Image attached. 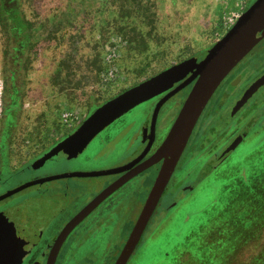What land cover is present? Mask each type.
<instances>
[{"label":"rangeland","instance_id":"374dc122","mask_svg":"<svg viewBox=\"0 0 264 264\" xmlns=\"http://www.w3.org/2000/svg\"><path fill=\"white\" fill-rule=\"evenodd\" d=\"M4 1L28 21L31 49L24 65L14 71L6 53L9 41L0 26V144L8 140L11 151L5 158L0 156V191L20 186L51 169L52 172L98 171L114 164L112 161L116 160L98 156L101 142L95 138L72 162L56 158L41 169H35L34 165L32 169H25L26 166L16 169L30 159L36 145H43L52 140L51 135L62 132L58 125L62 110H72L80 119L87 118L110 97L181 60L193 55L206 56L227 18L234 12L245 11L255 0ZM258 48L247 54L225 80L240 70L244 77L239 87L218 88L202 113L171 185L129 264H249L264 250V227H255L253 235L241 239L237 252L233 249V239L242 235L238 232L232 239L221 242L220 247L214 245L212 249L215 247L217 252L203 247L219 232V225L205 227L221 189L223 180L219 173L225 165L250 156L262 145L260 141L264 142V89L237 115H231V106L246 90L244 87L264 69V57L255 58L253 54ZM247 63L250 65L243 68ZM183 97L180 93L162 106L157 123L165 132L177 118ZM157 102L153 98L145 101L123 117L141 126L152 118ZM249 118L254 119L255 125L225 159L218 161L223 148L246 127ZM195 143V151L189 153L190 145ZM124 157L121 152L117 160ZM198 161L201 168L192 170L193 163ZM50 165L53 168L45 170ZM158 172L151 168L135 178L132 199L122 201L128 212L134 207L131 216L122 219L124 230L139 216ZM99 178L110 177H65L48 181L45 186L65 187L63 193L70 204L78 197L75 184ZM20 196L23 191L14 198ZM232 231L234 228L226 234ZM122 234L117 238L121 243L127 236L126 231ZM104 239L99 237L97 241L103 243ZM110 244L113 250L111 240Z\"/></svg>","mask_w":264,"mask_h":264},{"label":"water","instance_id":"95a60500","mask_svg":"<svg viewBox=\"0 0 264 264\" xmlns=\"http://www.w3.org/2000/svg\"><path fill=\"white\" fill-rule=\"evenodd\" d=\"M264 38V0H255L238 18L228 32L218 40L206 56L197 61L193 56L185 61L174 64L158 74L126 89L115 97L98 106L82 124L50 152L38 161H45L60 149H71L72 152L84 149L98 133L113 123L116 119L128 113L137 105L148 101L171 89L177 81L189 71L180 75L183 68L192 62L195 76L186 83L197 80L184 102L177 118L171 126L165 140L159 148L145 161L143 166L135 167L130 174L136 175L144 169L162 161L157 177L145 200L137 221L115 264H126L130 256L142 240V236L156 210L163 193L172 178L184 150L191 138L194 128L220 83L232 69ZM264 83V74L259 77L242 96L235 102L231 115L234 116L257 92L259 85ZM185 84H181L165 95L155 106L152 115V131L162 105ZM250 121L243 128L229 147L222 153V159L244 138L253 125ZM152 139L150 138V142ZM148 149V147H147ZM147 149L139 160L145 155ZM36 161L35 163H37ZM136 163V162H135ZM134 164V163H133ZM125 168H112L98 171H76L53 175L42 180L30 181L0 195V200L21 191L31 185L58 178L72 176H100L118 173ZM128 174V176L130 175ZM128 178H120L100 192L74 219L77 221L85 216L96 204L110 195L115 189L126 182ZM44 217L37 214L33 205L22 203L14 208L0 213V227H3L0 240V264H16L36 242ZM73 223V222H72Z\"/></svg>","mask_w":264,"mask_h":264},{"label":"flooded vegetation","instance_id":"af4514ba","mask_svg":"<svg viewBox=\"0 0 264 264\" xmlns=\"http://www.w3.org/2000/svg\"><path fill=\"white\" fill-rule=\"evenodd\" d=\"M257 48H258V51H256V53H253L255 58H261V57L263 58L264 57V38L249 53L253 52ZM193 56H197L198 62L201 61L205 57V56L200 57L199 55H193ZM191 57H187L181 60L180 62L185 61ZM192 65L193 64L191 62V63H188L183 68L180 75L186 74L185 72L187 70L188 71L190 70V71L182 79L174 83V85L170 87L171 89L154 97L153 99L159 102L165 95H167L174 88H177L181 84H185V82H188L190 79H192L195 76V72H194L195 69H191ZM249 65L250 63H247L243 68H247ZM236 67H234L231 72H233ZM262 68H264V64ZM231 72L229 74H231ZM229 74L227 76H229ZM263 74H264V69H261V71L254 78H252L244 88L246 89L249 88ZM227 76L220 83L217 89L218 88H231V86L233 88H238L240 82L242 81L244 77V75L242 74V72H240V70L231 79H228L227 81H225L227 79ZM196 80H197V77L193 79L190 83H186L183 87H181L179 91H177L169 99L182 93L184 95L183 97L184 100L182 102V106H183ZM257 88H259L257 92L261 89H264V83L259 85ZM214 94L212 95L211 99H213V96H215ZM3 97H5V94L3 95ZM179 98H182V96L181 97L179 96ZM251 98L249 100H251ZM211 99L209 100V102H211ZM220 103L221 101L218 100L217 106H220ZM207 105L204 111L207 109ZM231 108L233 107L231 106ZM242 108L235 115H237L242 110ZM123 116L116 119L113 123H111L106 128H104L100 133L96 135L95 138H98L101 142V145L99 148V155L98 153L97 155L100 157H103L104 159L106 157L107 158L110 157V159L116 160V161L111 160L112 162H114V164L109 166L107 169L123 167L125 168V170L118 172V173L100 175V176H75V177L109 176L110 178L109 180L99 178L96 180H92L91 182L89 181V182H86L80 185L75 184L74 190L78 194V197L74 202H71L70 204L66 202V198H67L66 193L65 194L63 193V191H65L64 190L65 187H62L60 185L45 186V184L48 181L37 183V184L31 185L29 187L22 189L19 192L23 191V196H20L18 198H14V195L16 194L14 193L10 195L9 197H6L0 200V213L8 209L14 208L22 203H27V204L33 205L36 208L37 214L45 218L44 219L45 223L41 228L40 234L36 242L32 245V247H30V249L25 253V255L16 264H115L116 263L135 225V222L138 219V217H136V219L133 221L131 226L124 230L122 219L129 218L132 214L134 207L132 208V210H130V212H128L127 208L122 206V201L126 199H130V197L132 199L131 189H132V184L135 178L139 176L140 174L145 173L151 168H156L159 171L162 161H159L158 163L152 166H149L148 168L144 169L142 172L136 175H133L130 173L133 172L135 167L139 166L140 164H141L140 166H143L145 161L163 143V141L165 140L169 132V131L165 132L163 126H158L157 120H156L154 130L152 131V125H151L152 118L146 123L139 126L135 122H128L127 119L124 118ZM85 119L86 118H83L79 122H76L69 129L63 128V126H61V124L58 123L61 129H63L62 132L54 136L51 135L52 140H50L49 142H46L43 145H36L35 148L33 149L34 152L31 153L32 155L30 156V159L25 160L24 162L20 163L18 165L19 167H17L16 169L18 168L23 169L25 166H26L25 169L27 168L32 169L31 165H34L35 169L36 168L41 169L47 166V164H49L48 161L50 160L54 161L56 160V158L64 159L65 161H68V162H72V160L79 158L83 152V149L77 150L76 152H72L71 149L65 148L66 150L65 151L63 148V149H60L57 153L47 158L45 161H38L45 154L50 152L55 146H57L62 140H64L67 136L73 133L82 124V122ZM252 120L254 119L249 118L246 124ZM253 125H255L254 121H253ZM241 130L242 128L239 130V132ZM235 137L232 139L231 142H229L223 148L221 154L217 158L218 161H222L230 153L229 152L227 155H225L224 158L219 159L222 153L234 141ZM150 138L152 139L151 142H150ZM146 149L147 151L145 155L139 160V158L141 157V155L144 153ZM9 150H10L9 141L4 140L0 144V156L2 158H5L7 155H10L9 153L11 151ZM121 152H123L125 157L120 160H117V156ZM36 161L38 162L35 163ZM96 161L98 162L99 159L97 158ZM51 168H53L52 165L45 168V170H48ZM15 171L16 170L12 171L10 174H12ZM68 172H74V171L64 170L61 172H54V171L52 172V169H51V171L46 172L45 174H42L41 176H37V177L32 178L31 180H28V182L42 180L44 178H47L53 175H59V174L68 173ZM82 172H86V171H82ZM128 174L130 175L128 176ZM124 177L128 178L126 182H124L121 186L115 189L110 195L104 198L101 202L96 204L81 219L74 221L77 215L100 192H102L106 187H108L109 185L117 181L118 179L124 178ZM171 179L164 193L171 185ZM16 187L4 189L0 191V195H3L7 191L14 189ZM26 189L28 191H26ZM124 231H126L127 236L125 237V240L123 241V243H121V241H118L117 238L123 235L122 233ZM99 237L105 238L103 240V243L101 242L99 243L97 241ZM113 237L115 238L113 239ZM110 240L111 242L114 243L113 250H111L112 245L110 244ZM107 243H109L108 244L109 247H107ZM134 252L130 256L126 264H129Z\"/></svg>","mask_w":264,"mask_h":264},{"label":"trees","instance_id":"16d2710c","mask_svg":"<svg viewBox=\"0 0 264 264\" xmlns=\"http://www.w3.org/2000/svg\"><path fill=\"white\" fill-rule=\"evenodd\" d=\"M9 2L0 0V26L9 41L6 51L8 58L14 64V71L24 65L26 56L31 49V31L28 21L19 10L8 6ZM250 156L236 160L230 166L225 165L224 171L219 173L222 180L221 189L215 205L210 208L205 227L219 225L217 237L215 235L204 248L211 247V252H217L221 242L232 239L236 232L242 234L233 239V249L239 251V241L254 234L253 229L264 227V142ZM196 143L188 152L195 151ZM187 152V153H188ZM192 154L190 157H192ZM196 159V158H195ZM201 168L200 162H194L192 170ZM232 167V168H231ZM234 218V221L232 220ZM232 234H226L227 231ZM186 243V242H185ZM216 249V250H215ZM198 254V253H197ZM235 254V253H234ZM222 258H224L222 256ZM249 264H264V250L254 256Z\"/></svg>","mask_w":264,"mask_h":264},{"label":"built area","instance_id":"2783aa9c","mask_svg":"<svg viewBox=\"0 0 264 264\" xmlns=\"http://www.w3.org/2000/svg\"><path fill=\"white\" fill-rule=\"evenodd\" d=\"M244 9L234 12L232 15H230L225 23L222 26V30L220 33H218L217 38L215 39V43L220 40L227 32L228 30L236 23L238 18L243 14ZM113 72H111L112 74ZM107 89V88H105ZM113 98V97H110ZM81 119L72 111L68 109H64L61 111L60 118L58 119V123L63 126V128H71L76 122H79Z\"/></svg>","mask_w":264,"mask_h":264},{"label":"snow or ice","instance_id":"6c2138e0","mask_svg":"<svg viewBox=\"0 0 264 264\" xmlns=\"http://www.w3.org/2000/svg\"><path fill=\"white\" fill-rule=\"evenodd\" d=\"M3 227H0V240H2Z\"/></svg>","mask_w":264,"mask_h":264}]
</instances>
